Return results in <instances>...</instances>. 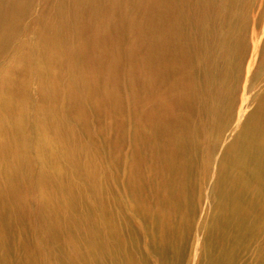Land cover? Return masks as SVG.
<instances>
[{"label": "bare ground", "instance_id": "6f19581e", "mask_svg": "<svg viewBox=\"0 0 264 264\" xmlns=\"http://www.w3.org/2000/svg\"><path fill=\"white\" fill-rule=\"evenodd\" d=\"M0 264H264V0H0Z\"/></svg>", "mask_w": 264, "mask_h": 264}]
</instances>
